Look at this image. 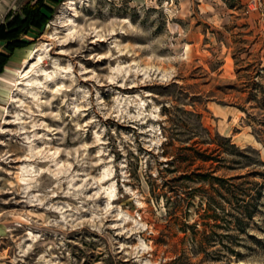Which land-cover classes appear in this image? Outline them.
<instances>
[{
  "label": "rangeland",
  "instance_id": "1",
  "mask_svg": "<svg viewBox=\"0 0 264 264\" xmlns=\"http://www.w3.org/2000/svg\"><path fill=\"white\" fill-rule=\"evenodd\" d=\"M45 4L0 73V264H264V176L227 181L264 167L207 143L264 162V0Z\"/></svg>",
  "mask_w": 264,
  "mask_h": 264
},
{
  "label": "trees",
  "instance_id": "2",
  "mask_svg": "<svg viewBox=\"0 0 264 264\" xmlns=\"http://www.w3.org/2000/svg\"><path fill=\"white\" fill-rule=\"evenodd\" d=\"M45 2L56 4L59 2V0H36L32 4L28 2L21 8V16L17 15L10 19L11 16L8 12L3 21L0 23V43L4 44L5 49V53L0 52V73L3 71L4 66L7 64L10 56L16 49L28 46L29 42L23 40L21 36L28 35L31 29L41 27L48 20V17L44 14V11L51 12V10L47 7ZM252 85L254 86L255 90L260 87V84L258 83H252ZM251 95L252 97H255V95ZM207 143L214 144L216 146V148L213 150H218L219 152H222L228 156L238 157L241 159L242 162L240 160H234V158L232 160V162L239 164L241 163V167H264V162L257 158L255 151L249 149H239L234 143H232L230 137L217 136L210 139ZM252 153H254V155ZM212 159H215V157L207 155V159L203 160L209 161ZM256 175L264 176V172L252 171L243 175L229 177L227 181L233 179H245L249 176ZM196 176L203 177V179H207L211 183H214L213 180L221 181V178H217L210 174L197 173ZM222 181L227 182L226 180ZM225 192L229 194L231 198H236L237 201L243 202V204L240 206L243 215L248 218L253 215L254 209H256L255 203L253 202V208L250 210L248 209V204L251 203V201L256 200V196L246 194L244 190H241L240 188L231 189L227 187L225 188ZM246 197H249L250 200H244ZM236 219H238L240 223L239 217Z\"/></svg>",
  "mask_w": 264,
  "mask_h": 264
},
{
  "label": "crops",
  "instance_id": "3",
  "mask_svg": "<svg viewBox=\"0 0 264 264\" xmlns=\"http://www.w3.org/2000/svg\"><path fill=\"white\" fill-rule=\"evenodd\" d=\"M12 57V56H11Z\"/></svg>",
  "mask_w": 264,
  "mask_h": 264
}]
</instances>
